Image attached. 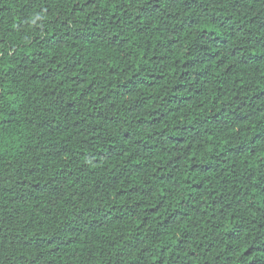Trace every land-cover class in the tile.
I'll list each match as a JSON object with an SVG mask.
<instances>
[{"label":"trees","instance_id":"16d2710c","mask_svg":"<svg viewBox=\"0 0 264 264\" xmlns=\"http://www.w3.org/2000/svg\"><path fill=\"white\" fill-rule=\"evenodd\" d=\"M0 264H264V0H0Z\"/></svg>","mask_w":264,"mask_h":264}]
</instances>
